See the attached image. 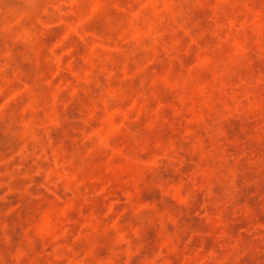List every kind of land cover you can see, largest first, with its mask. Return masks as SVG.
I'll return each mask as SVG.
<instances>
[{
  "label": "clouds",
  "instance_id": "obj_1",
  "mask_svg": "<svg viewBox=\"0 0 264 264\" xmlns=\"http://www.w3.org/2000/svg\"><path fill=\"white\" fill-rule=\"evenodd\" d=\"M0 135V264H264V0H0Z\"/></svg>",
  "mask_w": 264,
  "mask_h": 264
},
{
  "label": "rangeland",
  "instance_id": "obj_2",
  "mask_svg": "<svg viewBox=\"0 0 264 264\" xmlns=\"http://www.w3.org/2000/svg\"><path fill=\"white\" fill-rule=\"evenodd\" d=\"M13 3H18V0H13ZM56 38L55 35L50 36L48 42L51 43ZM190 60H186V63ZM23 69L29 75L32 73V68L29 65H23ZM70 117L77 115L76 111H70ZM235 129V131L233 130ZM230 136H235L239 132V125L234 124L232 128L227 129ZM14 148V145L10 139L4 135H0V154H7ZM169 174L165 173L164 178H168ZM254 179L252 173H244L237 180V186L239 192L236 193L235 202L226 209H223V220L227 225L228 232L233 235H239L242 228H247L249 223L264 224V183L259 185L247 186V182ZM40 179H37V183H40ZM217 197V202L223 204L229 199L230 190L224 183H218L214 189ZM144 198L147 201L157 200L159 196L155 192L148 191L144 194ZM14 203H18V198H12ZM204 203L203 195L197 197L194 204L193 211L190 215H185L183 219V225L191 232H203L208 233L212 229L211 227L200 217L196 216L195 212L199 210L200 206ZM246 206V207H245ZM251 209L252 216L246 217V210ZM34 214V209L27 202H24L21 210V218L17 219L12 217L10 223L16 225H22ZM20 228H17L16 234H20ZM156 234L154 231H149L145 240L146 243L151 245L155 242ZM214 236L207 240V246L211 247L214 244Z\"/></svg>",
  "mask_w": 264,
  "mask_h": 264
}]
</instances>
